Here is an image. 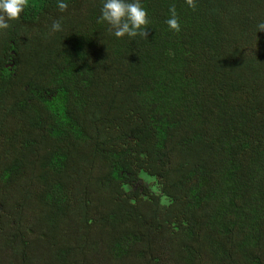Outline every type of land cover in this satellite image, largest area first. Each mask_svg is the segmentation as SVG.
<instances>
[{
	"label": "trees",
	"instance_id": "16d2710c",
	"mask_svg": "<svg viewBox=\"0 0 264 264\" xmlns=\"http://www.w3.org/2000/svg\"><path fill=\"white\" fill-rule=\"evenodd\" d=\"M143 3L0 32V264H264V0Z\"/></svg>",
	"mask_w": 264,
	"mask_h": 264
},
{
	"label": "clouds",
	"instance_id": "9594fccd",
	"mask_svg": "<svg viewBox=\"0 0 264 264\" xmlns=\"http://www.w3.org/2000/svg\"><path fill=\"white\" fill-rule=\"evenodd\" d=\"M189 7L195 9V0H186ZM30 6L29 0H0V32L11 28V21L18 20ZM57 6L61 12L68 9V0H57ZM169 16L165 21L171 30H180V21L176 7L170 6ZM60 20L51 25V31H63ZM99 23H106L109 30L116 38H135L147 36L149 14L143 0H101ZM257 31H264V21L257 23Z\"/></svg>",
	"mask_w": 264,
	"mask_h": 264
}]
</instances>
